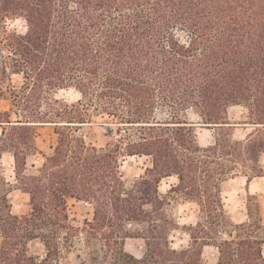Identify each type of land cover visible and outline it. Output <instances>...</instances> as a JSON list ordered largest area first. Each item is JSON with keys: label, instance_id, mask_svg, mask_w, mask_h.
I'll use <instances>...</instances> for the list:
<instances>
[{"label": "trees", "instance_id": "obj_1", "mask_svg": "<svg viewBox=\"0 0 264 264\" xmlns=\"http://www.w3.org/2000/svg\"><path fill=\"white\" fill-rule=\"evenodd\" d=\"M0 74V264H68L77 243L81 264H207L205 247L215 264H264L259 196L235 222L222 194L230 177L264 176V0H0ZM65 88L79 98H58ZM237 105L255 127L244 139L227 115ZM98 116L103 145L81 133ZM48 126L56 141L45 152L37 137ZM198 126L214 130L212 143ZM137 155L149 165L129 181L123 160ZM12 189L29 194L28 212L13 211ZM174 197L197 206L194 223L180 224ZM72 202L91 207L82 225ZM179 229L188 246H175ZM128 239L143 242L140 255Z\"/></svg>", "mask_w": 264, "mask_h": 264}, {"label": "rangeland", "instance_id": "obj_2", "mask_svg": "<svg viewBox=\"0 0 264 264\" xmlns=\"http://www.w3.org/2000/svg\"><path fill=\"white\" fill-rule=\"evenodd\" d=\"M19 26L23 27L21 21H16L11 23L10 27ZM13 83L18 85L21 83L22 77L20 75L12 76ZM0 82L3 85H7L8 82L3 79L0 74ZM56 96L58 98H65L73 102L79 98V94L71 88L60 89ZM9 107V102L0 99V110ZM232 107V106H231ZM160 116H163L159 112ZM229 121L234 124V138L244 139L247 135L254 131L253 127L249 122L248 109L245 106L237 105L228 109ZM188 118L191 121H199L198 116L190 111L188 113ZM93 120L96 122L94 124H88L82 127L81 133L86 136L88 141H91L98 145H103L109 141V137L106 134V126L102 125L105 118L100 116L94 117ZM1 131V128H0ZM40 134L37 137V143L40 148L45 152H50V144L56 141V134L53 128L45 127L41 128ZM198 139L203 145H208L214 141L215 132L210 127H197ZM42 155L37 154L30 157L29 162L40 163L42 161ZM262 163L264 164V154L261 157ZM3 168L5 172V177L8 181L12 183L15 181L14 178V164L13 157L9 153H5L2 157ZM149 165V161L145 156H129L123 160V171L129 181H132L139 177L140 174L145 172V168ZM178 181L176 176H171L169 178L163 179L161 183V190L165 192L173 183ZM257 194L261 200L263 207L264 216V176L256 177L252 179L249 185H247V178L243 175H238L235 177L228 178L223 183V200L225 202L226 209L230 217L235 222H241L247 218L246 201L248 194ZM172 200L170 209L175 217L179 220L181 225L194 223L197 219V206L195 204L184 202L179 197H174ZM9 199L12 203V208L15 213H26L30 209L29 205V194L22 192L19 189H12L9 194ZM91 207L85 202H72L71 206V217L75 219L76 224L82 225L86 217H90ZM175 246L183 247L188 246L189 236L183 230L179 229L175 231L172 235ZM143 242L136 239H128L126 241V249L130 252L140 255L143 250ZM1 244V236H0ZM79 246L77 243L76 248L73 249L72 253L69 255L68 264H81V259L78 257ZM41 244L31 245V250H36L42 252ZM203 259L207 264H215L217 261V251L213 247H205L203 251Z\"/></svg>", "mask_w": 264, "mask_h": 264}, {"label": "bare ground", "instance_id": "obj_3", "mask_svg": "<svg viewBox=\"0 0 264 264\" xmlns=\"http://www.w3.org/2000/svg\"><path fill=\"white\" fill-rule=\"evenodd\" d=\"M178 179V178H177Z\"/></svg>", "mask_w": 264, "mask_h": 264}, {"label": "crops", "instance_id": "obj_4", "mask_svg": "<svg viewBox=\"0 0 264 264\" xmlns=\"http://www.w3.org/2000/svg\"><path fill=\"white\" fill-rule=\"evenodd\" d=\"M142 253V252H141Z\"/></svg>", "mask_w": 264, "mask_h": 264}]
</instances>
